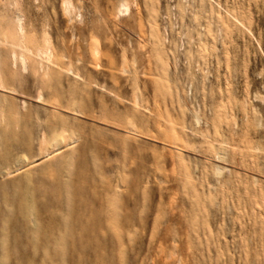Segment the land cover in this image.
<instances>
[{
    "label": "rangeland",
    "instance_id": "1",
    "mask_svg": "<svg viewBox=\"0 0 264 264\" xmlns=\"http://www.w3.org/2000/svg\"><path fill=\"white\" fill-rule=\"evenodd\" d=\"M0 264H264V0H0Z\"/></svg>",
    "mask_w": 264,
    "mask_h": 264
},
{
    "label": "bare ground",
    "instance_id": "2",
    "mask_svg": "<svg viewBox=\"0 0 264 264\" xmlns=\"http://www.w3.org/2000/svg\"><path fill=\"white\" fill-rule=\"evenodd\" d=\"M125 5V9H128V7L130 8V6H128L129 4H127V6L128 7H126V4H124ZM124 5H123V7H124ZM127 11V10H126Z\"/></svg>",
    "mask_w": 264,
    "mask_h": 264
}]
</instances>
